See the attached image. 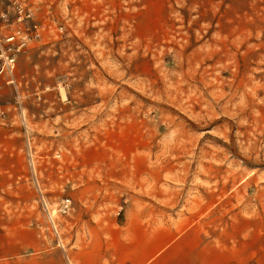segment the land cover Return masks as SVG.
I'll return each mask as SVG.
<instances>
[{
    "label": "rangeland",
    "instance_id": "rangeland-1",
    "mask_svg": "<svg viewBox=\"0 0 264 264\" xmlns=\"http://www.w3.org/2000/svg\"><path fill=\"white\" fill-rule=\"evenodd\" d=\"M22 1L44 28L0 82V257L81 264L138 212L264 264V0Z\"/></svg>",
    "mask_w": 264,
    "mask_h": 264
},
{
    "label": "crops",
    "instance_id": "crops-1",
    "mask_svg": "<svg viewBox=\"0 0 264 264\" xmlns=\"http://www.w3.org/2000/svg\"><path fill=\"white\" fill-rule=\"evenodd\" d=\"M136 214L133 239L124 244L85 246L80 251L81 264H104L105 259L111 264H247L248 258L256 260L262 254V244H214L205 240L196 222L186 227L152 225ZM9 260L18 264L17 257ZM0 264H7L6 258L0 257Z\"/></svg>",
    "mask_w": 264,
    "mask_h": 264
},
{
    "label": "built area",
    "instance_id": "built-area-1",
    "mask_svg": "<svg viewBox=\"0 0 264 264\" xmlns=\"http://www.w3.org/2000/svg\"><path fill=\"white\" fill-rule=\"evenodd\" d=\"M43 28L35 11L22 0H0V82L4 80L8 84L18 85L19 55L41 38ZM22 98L23 95L19 92L18 103L21 108ZM0 115H5L2 108ZM23 116L25 117L24 112ZM71 203V198L63 200L64 210L67 211ZM68 264H73L69 258Z\"/></svg>",
    "mask_w": 264,
    "mask_h": 264
},
{
    "label": "bare ground",
    "instance_id": "bare-ground-1",
    "mask_svg": "<svg viewBox=\"0 0 264 264\" xmlns=\"http://www.w3.org/2000/svg\"><path fill=\"white\" fill-rule=\"evenodd\" d=\"M34 163H35V162H34V159H33V165H35ZM63 209H64V207H63ZM57 213H58V210H57L56 208H52L51 211H50V216H51V218L54 219V216H55ZM55 225H56V223H55Z\"/></svg>",
    "mask_w": 264,
    "mask_h": 264
}]
</instances>
